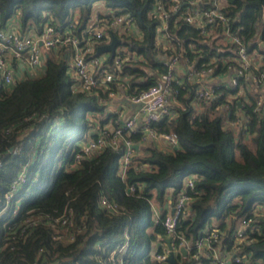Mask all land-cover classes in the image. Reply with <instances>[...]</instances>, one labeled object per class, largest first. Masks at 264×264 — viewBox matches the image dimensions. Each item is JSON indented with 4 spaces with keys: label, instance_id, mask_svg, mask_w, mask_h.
Masks as SVG:
<instances>
[{
    "label": "trees",
    "instance_id": "16d2710c",
    "mask_svg": "<svg viewBox=\"0 0 264 264\" xmlns=\"http://www.w3.org/2000/svg\"><path fill=\"white\" fill-rule=\"evenodd\" d=\"M151 1L0 0V23L17 13L24 32H39L48 22L58 30L73 24L79 33L94 2L129 10L143 36L128 37L125 44L142 59L124 72L139 91L155 81L151 73L162 69L159 60L168 55L154 44L156 19L147 16ZM222 1L226 27L249 52L264 54L254 42L260 25L264 40V0ZM178 14L169 24L185 39L189 61L197 69L211 62L210 77L227 73L238 44L212 39L205 44L199 30ZM66 48L50 50L40 74L19 71L10 88H0V264H215V252L264 264V114L254 110L258 92L245 83V92L236 95L239 88L221 81L211 99L197 98L199 83L178 76L168 97L169 113L151 124L157 133H174L178 147L163 150L139 132H124L139 148L122 172L123 147L77 159L82 145L98 137L100 119L114 120L115 114L106 110L105 90L77 86ZM236 119L238 130L231 124ZM21 173L24 180L14 184ZM188 178L193 179L189 214L180 218L176 233L193 245L217 227L218 240L187 255L175 244V262L159 261L156 256L166 245L163 220ZM103 197L116 209L102 205ZM245 217L251 226L238 241L233 232Z\"/></svg>",
    "mask_w": 264,
    "mask_h": 264
},
{
    "label": "built area",
    "instance_id": "2783aa9c",
    "mask_svg": "<svg viewBox=\"0 0 264 264\" xmlns=\"http://www.w3.org/2000/svg\"><path fill=\"white\" fill-rule=\"evenodd\" d=\"M223 5L222 0H152L150 2L147 16L149 19H156L154 44L161 47L163 54L168 55L159 60L162 69L159 72L156 71L157 69L152 71L151 76L155 81L139 91L130 83L132 76L124 72L127 67L139 66L137 62L142 59L137 50L125 44L128 37L141 39L143 36L134 14L129 10L109 9L101 4L93 5L94 9L88 24L80 27L79 33L73 30V24L68 25L64 30H58L48 22L43 24L39 32H35L32 28L24 32L16 13L0 23V88H10L19 71L40 74L43 70V60L48 52L59 47H67L64 56L69 63V73L81 90L91 92L102 88L107 92L109 100L124 102L125 99L128 103L138 106V110L127 118L122 116L121 111L115 114L114 120L112 117L103 116L100 119L102 123H98L97 126L98 137L85 142L81 153L77 156L79 160L82 156L103 148L119 150L123 147L121 167L124 172L130 165L131 157L136 150L135 146L138 145L132 139L124 138V132H139L144 140L148 136L162 138L168 144L167 151L177 146L178 140L174 133H157L151 124L169 113L168 97L172 83L178 81V76L199 83L196 96L205 99L214 96L221 81H226L232 88H239L238 91H241L246 83L245 86H248L249 90L258 92L254 110L264 114V71L259 70L264 63L262 61L264 54H260L256 49L249 52L248 47L241 42L240 36L226 27L229 17L224 13ZM177 13H179L177 19H183L199 30L205 44H211V39L216 44L226 45L231 42L238 44L237 54L231 58L232 62L227 66V73L221 77H210L213 72L211 62L197 69V63L189 61L185 55L187 54V47L183 44L185 39L176 37L169 24L170 16ZM261 31L260 25L254 42L258 50L264 51ZM113 36L120 40L114 48L113 55L109 51L97 53L99 46L108 44ZM188 46L191 48L192 43L189 42ZM38 69L40 71H36ZM139 81H143V78ZM141 114L144 120L137 125V119ZM236 122L237 119L231 121V124L234 125ZM17 150L18 148L14 151ZM20 180H24L22 173L15 178L14 184ZM192 188L193 179L188 178L184 189L179 192L173 203V210H170L163 220L166 237H171L173 251L177 244L176 247L179 249L184 246L189 252L191 248L196 247L199 252L204 244L210 246V242L217 241L219 237L217 227L208 230L207 235L193 245L177 235L178 221L189 214L187 204L190 197L187 191ZM132 190L133 187L128 188V191ZM9 200V195H6L5 203L7 204ZM101 204L111 210L116 209L115 205L104 197L101 199ZM156 211L158 213V210ZM61 222L65 223V220L62 219ZM241 222L243 227H237L233 232V236L238 241L248 236L246 230L251 226L250 218L245 217ZM168 256L169 248L166 244L164 252L158 254L156 258L159 261H166ZM214 261L215 264H248L236 254H220V257L214 255Z\"/></svg>",
    "mask_w": 264,
    "mask_h": 264
},
{
    "label": "crops",
    "instance_id": "0c3cea01",
    "mask_svg": "<svg viewBox=\"0 0 264 264\" xmlns=\"http://www.w3.org/2000/svg\"><path fill=\"white\" fill-rule=\"evenodd\" d=\"M96 4H98V3H96ZM124 102L116 100V99H110L109 103L114 107V109L111 108V110H110V108H108V111H112V114H116L118 111H121L123 114L122 116L124 118H127V117L131 116L132 114H134L138 110L137 104L128 103L127 100L125 101V99H124ZM108 107H110V105H108ZM143 120H144L143 114H141V116L138 117L136 124L140 125L143 122ZM146 141L154 142L155 144L158 145V147H160L163 150H167V148H168V144H167L166 140H164L162 138L159 139V138H153L152 136H148ZM138 148H139V146L136 147L135 149H138Z\"/></svg>",
    "mask_w": 264,
    "mask_h": 264
},
{
    "label": "water",
    "instance_id": "95a60500",
    "mask_svg": "<svg viewBox=\"0 0 264 264\" xmlns=\"http://www.w3.org/2000/svg\"><path fill=\"white\" fill-rule=\"evenodd\" d=\"M119 42H120V40L113 36L112 40L108 44L99 46V48L97 50V53H100L102 51H104V52L109 51L111 53V55H113L114 48ZM135 147H138V145L135 146ZM177 147L178 146H175L174 148H177ZM165 242H166V244L168 245V248H169V256H168L167 259H168L169 262L174 263L175 262V258H174L173 246L171 244V237L170 236L166 237L165 238ZM180 251H181V253L183 255L187 254V249L184 246L180 247Z\"/></svg>",
    "mask_w": 264,
    "mask_h": 264
},
{
    "label": "rangeland",
    "instance_id": "374dc122",
    "mask_svg": "<svg viewBox=\"0 0 264 264\" xmlns=\"http://www.w3.org/2000/svg\"><path fill=\"white\" fill-rule=\"evenodd\" d=\"M94 5H96V2H94ZM100 8H102V7L100 6ZM36 71H40V70L38 69V70H36ZM38 73H40V72H38ZM244 92H245V90L242 89L241 91H238V92L236 93V95H240V94H242V93H244ZM231 98H232V97H231ZM108 105H110V107L107 106V108H106L107 111H108V108H110V110H111V108L114 109V107L109 103V101H108ZM111 106H112V107H111ZM236 123H237V124H236ZM236 123L233 125V126H234L233 128H234L235 130H238V129L240 128V125L238 124L239 122H236ZM23 170H24V169H23ZM23 170H22V171H23ZM19 175H20V174H19ZM19 175H18V176H19ZM177 196H178V195H177ZM176 198H177V197H176ZM172 206H173V205H172ZM172 206H171V210H173V209H172ZM154 207H155V206H154ZM238 227H239V228H242V227H243L242 222H240V224L238 225ZM186 249H187V248H186ZM187 254H188V249H187ZM187 254H186V255H187ZM214 255L217 256V257H220V254H218L217 252H215ZM228 255H230V254H228Z\"/></svg>",
    "mask_w": 264,
    "mask_h": 264
}]
</instances>
